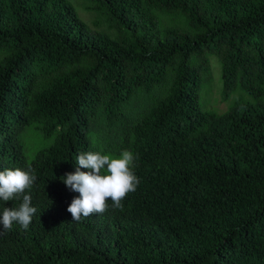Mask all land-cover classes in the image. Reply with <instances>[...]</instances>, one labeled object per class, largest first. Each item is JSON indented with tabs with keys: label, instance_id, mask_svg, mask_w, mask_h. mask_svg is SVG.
<instances>
[{
	"label": "trees",
	"instance_id": "trees-1",
	"mask_svg": "<svg viewBox=\"0 0 264 264\" xmlns=\"http://www.w3.org/2000/svg\"><path fill=\"white\" fill-rule=\"evenodd\" d=\"M72 3L0 0V171L36 208L0 222V264H264V0H77L105 30ZM209 53L254 102L200 108ZM123 150L136 190L73 220L76 157Z\"/></svg>",
	"mask_w": 264,
	"mask_h": 264
},
{
	"label": "clouds",
	"instance_id": "clouds-1",
	"mask_svg": "<svg viewBox=\"0 0 264 264\" xmlns=\"http://www.w3.org/2000/svg\"><path fill=\"white\" fill-rule=\"evenodd\" d=\"M76 163L77 170L66 174L63 179L71 190L79 193L67 209L76 221L82 216L105 212L109 199L114 208H121V201L129 192H134L139 183L132 169L134 155L129 150H123L115 157L99 151L81 152L76 157ZM81 168L89 171H81ZM34 181L35 176L21 168L0 171V199L9 201L22 195L23 201L18 209L4 208L0 221L4 229H11L13 222L24 229L30 225L36 208L31 205V195L24 193Z\"/></svg>",
	"mask_w": 264,
	"mask_h": 264
},
{
	"label": "rangeland",
	"instance_id": "rangeland-1",
	"mask_svg": "<svg viewBox=\"0 0 264 264\" xmlns=\"http://www.w3.org/2000/svg\"><path fill=\"white\" fill-rule=\"evenodd\" d=\"M72 1L78 14H80L91 29L105 30L104 23L99 25L94 23V20L98 19L94 12L92 13L91 11L83 9L81 5H77V0ZM208 60L210 63V71L203 80L198 98L199 106L203 111L222 113L235 102H254L256 100L242 89L235 90L227 99H223L221 97L222 80L219 57L215 53H209Z\"/></svg>",
	"mask_w": 264,
	"mask_h": 264
}]
</instances>
